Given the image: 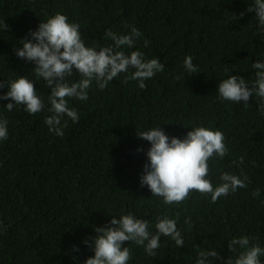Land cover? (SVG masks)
Segmentation results:
<instances>
[{
  "label": "trees",
  "instance_id": "16d2710c",
  "mask_svg": "<svg viewBox=\"0 0 264 264\" xmlns=\"http://www.w3.org/2000/svg\"><path fill=\"white\" fill-rule=\"evenodd\" d=\"M253 0H0V95L6 82L24 75L34 81L46 107L51 89L35 77V65L18 58L14 48L29 30L57 13L80 25L86 47L99 50L113 42L106 30L141 32L132 48L146 60L158 58L162 72L139 82L125 75L103 90L95 81L88 100L69 99L78 122L68 120L64 135L50 132L45 110L28 115L23 106L9 112V100H0V119H7L8 139L0 140V264H84L94 251L83 243L95 237V228L129 213L155 223L162 216L175 219L184 239L178 247L161 235L155 256L144 246L124 242L130 249L127 264H196L200 251L215 249L225 264L237 252L228 241L247 236L250 245L264 248V115L257 111L260 98L248 104L217 99L218 84L230 75L251 82L252 63L264 60V31ZM245 15L235 21L229 14ZM229 13V14H228ZM10 27L3 30V23ZM127 25V27H126ZM145 41H148L145 46ZM191 56L199 73H188L184 59ZM131 71V70H130ZM80 79L78 74L68 82ZM67 119V117H65ZM161 127L169 137L183 139L191 128L221 131L228 154L210 159L207 179L215 188L221 173L248 177L247 187L220 197L192 191L180 204L165 205L147 186L141 187L149 142L137 132ZM137 148L144 151L137 152ZM244 158L242 165L234 160ZM241 178H243L241 176ZM260 189V196L252 193ZM191 221L189 230L185 219ZM77 245L79 252L72 251ZM238 247V246H237ZM77 257V259H73ZM264 264V256L260 257Z\"/></svg>",
  "mask_w": 264,
  "mask_h": 264
},
{
  "label": "clouds",
  "instance_id": "9594fccd",
  "mask_svg": "<svg viewBox=\"0 0 264 264\" xmlns=\"http://www.w3.org/2000/svg\"><path fill=\"white\" fill-rule=\"evenodd\" d=\"M246 11L255 13L258 27L264 31V0H253ZM229 15L237 21L245 13ZM2 27L4 31H8L10 26L4 22ZM79 29V24L69 23L65 15L57 13L46 21H41L35 31L30 29L18 41L22 47L14 48L18 58L35 65L32 69L35 77L42 79L47 88L51 89L47 107L38 97L34 81L24 75L6 82L8 91L0 95V100L11 101L5 107L9 112L16 106H23L28 115L41 113L46 109L50 115L45 117L44 123L57 136L64 135L63 128L67 127L69 119L74 123L79 120L77 111L68 106V100L87 101L88 89L93 81L98 89L103 90L123 73L126 74L124 83L135 80L144 89L145 80L165 69V65L157 57L146 60L138 50L131 53L121 50L124 47L132 48L141 37V32L135 27L127 34L106 30L104 37L113 43L99 50L86 47ZM147 44L148 41H145V46ZM184 68L188 73H199L191 56L185 57ZM251 68L255 70V79L251 82L242 76L230 75V69L226 70L227 78L218 84L217 99L247 105L250 97L257 96L260 98L257 111L264 115V60L252 63ZM74 74H78L80 79L69 83L68 78ZM4 86L5 83L0 82V88ZM7 124V119H0V140L8 139ZM191 129L183 139L169 137L161 127L137 132L138 139L150 144L145 153L147 159L143 165V174L139 177L140 186H147L153 196L162 198L165 205L182 203L192 191L210 195L211 201L215 203L222 196L246 188L248 177L243 172L240 176L221 173V183L213 187L207 179L208 161L216 157L223 159L228 154L224 135L221 131L205 127ZM142 151L143 148H137L138 153ZM243 162L244 158L240 157L233 164L240 166ZM252 195L258 198L260 189H255ZM185 223L190 230V219L186 218ZM149 227L147 220L139 219L131 213L118 219L113 217L109 224L95 228V237L83 240L94 251V256L87 258L84 264H127L131 253L128 247L123 246L126 241L144 246L149 256L156 255L161 235L170 237L178 247L184 246V239L177 229L175 219L166 215L160 217L155 223V234ZM228 248L230 252H237L239 249V253L235 260L229 257L225 264H261L260 257L264 256V248L259 244L250 245L247 236L231 239L228 241ZM72 251L79 252L80 249L73 245ZM214 260H223L215 249L200 251L196 264H213Z\"/></svg>",
  "mask_w": 264,
  "mask_h": 264
}]
</instances>
